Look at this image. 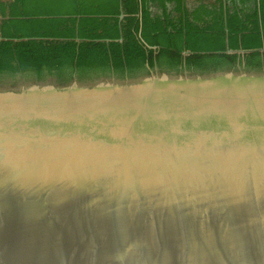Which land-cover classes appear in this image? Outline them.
I'll use <instances>...</instances> for the list:
<instances>
[{
    "label": "water",
    "instance_id": "water-1",
    "mask_svg": "<svg viewBox=\"0 0 264 264\" xmlns=\"http://www.w3.org/2000/svg\"><path fill=\"white\" fill-rule=\"evenodd\" d=\"M0 264H264V69L0 74Z\"/></svg>",
    "mask_w": 264,
    "mask_h": 264
},
{
    "label": "trees",
    "instance_id": "trees-1",
    "mask_svg": "<svg viewBox=\"0 0 264 264\" xmlns=\"http://www.w3.org/2000/svg\"><path fill=\"white\" fill-rule=\"evenodd\" d=\"M149 1L0 0V74L264 69V0Z\"/></svg>",
    "mask_w": 264,
    "mask_h": 264
},
{
    "label": "flooded vegetation",
    "instance_id": "flooded-vegetation-1",
    "mask_svg": "<svg viewBox=\"0 0 264 264\" xmlns=\"http://www.w3.org/2000/svg\"><path fill=\"white\" fill-rule=\"evenodd\" d=\"M198 1L199 0H183V3L185 5V7H187L188 9H191L198 3ZM148 9L150 11V14L156 13V14H160L161 15L162 12H167L171 16L175 14V6H174L172 1H170V2H166L165 1V5L164 6H162L159 1H156V0H154L153 2L149 1ZM237 67H240V66L237 65ZM153 69H155L156 71L159 70V69H157L156 66H153L152 68H148L147 72L149 70H153ZM181 69H186V68H181ZM186 70H188V69H186Z\"/></svg>",
    "mask_w": 264,
    "mask_h": 264
},
{
    "label": "rangeland",
    "instance_id": "rangeland-1",
    "mask_svg": "<svg viewBox=\"0 0 264 264\" xmlns=\"http://www.w3.org/2000/svg\"><path fill=\"white\" fill-rule=\"evenodd\" d=\"M228 69V68H227ZM237 69V68H236ZM164 71H190V70H184V69H177V70H165L163 69ZM157 71H162V69L160 70H157Z\"/></svg>",
    "mask_w": 264,
    "mask_h": 264
}]
</instances>
